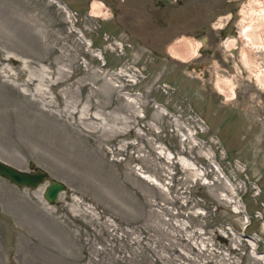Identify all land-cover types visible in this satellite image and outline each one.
<instances>
[{
  "label": "rangeland",
  "instance_id": "1",
  "mask_svg": "<svg viewBox=\"0 0 264 264\" xmlns=\"http://www.w3.org/2000/svg\"><path fill=\"white\" fill-rule=\"evenodd\" d=\"M93 1L0 0V160L67 185L50 204L0 176V264H264L256 0ZM230 15L236 57L210 26Z\"/></svg>",
  "mask_w": 264,
  "mask_h": 264
},
{
  "label": "bare ground",
  "instance_id": "2",
  "mask_svg": "<svg viewBox=\"0 0 264 264\" xmlns=\"http://www.w3.org/2000/svg\"><path fill=\"white\" fill-rule=\"evenodd\" d=\"M254 3V0L252 1ZM255 7H251L243 16L241 23L242 32L241 36L244 39L246 48L243 52L246 62L249 61L248 56L252 52L264 47V2L260 0L255 1ZM90 14L92 16L103 17L107 14L104 4L99 0H94L91 5ZM226 23H221V19L217 20L214 24L217 28H222ZM237 39L232 38L227 45L234 48L237 44ZM202 43V42H201ZM239 45V42H238ZM237 45V46H238ZM200 43L192 37H180L168 46L169 54L179 60L188 61L195 57L199 51ZM240 48V47H239ZM236 51H233L235 53ZM256 83L264 91V70L261 68L253 69ZM218 90L224 97H231L235 94L234 86L228 79H219L217 82ZM264 258V256H263Z\"/></svg>",
  "mask_w": 264,
  "mask_h": 264
},
{
  "label": "water",
  "instance_id": "3",
  "mask_svg": "<svg viewBox=\"0 0 264 264\" xmlns=\"http://www.w3.org/2000/svg\"><path fill=\"white\" fill-rule=\"evenodd\" d=\"M205 39L201 40L203 44L206 41ZM0 176L8 179L20 188L28 187L36 189L40 185L49 182L44 192V197L50 204H55L58 201L60 194L67 189V185L63 181L50 178V174L46 171L21 170L3 162L2 160H0ZM1 213L2 208L0 204V216Z\"/></svg>",
  "mask_w": 264,
  "mask_h": 264
},
{
  "label": "flooded vegetation",
  "instance_id": "4",
  "mask_svg": "<svg viewBox=\"0 0 264 264\" xmlns=\"http://www.w3.org/2000/svg\"><path fill=\"white\" fill-rule=\"evenodd\" d=\"M165 5V3H163L162 4V6H164ZM214 19V18H213ZM233 18H232V15H230L229 16V18L226 20V23H225V25L221 28V30H217L216 31V34H218V38L219 39H222V38H227V37H230V38H235L236 39V36H237V34H236V32H237V30L236 29H229V30H226V26L229 24L230 25V21L232 20ZM217 20H219V19H214V20H211V22H210V26H212V27H214L213 26V23L214 22H216ZM220 34V35H219ZM212 36L209 34V32H207L206 30H204V31H202L201 33H199L197 36H196V38H199V39H201V40H204L205 38V40L207 41V42H209V40H210V38H211ZM215 38V37H214ZM237 41L239 42V40L237 39ZM238 42H237V44H236V46L234 47V48H231V52H230V54L233 56V57H236L237 55H238V51H239V45H240V42H239V45H238ZM238 45V46H237ZM204 46H202V48H203ZM233 51H236L235 53H233Z\"/></svg>",
  "mask_w": 264,
  "mask_h": 264
}]
</instances>
